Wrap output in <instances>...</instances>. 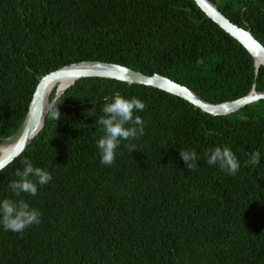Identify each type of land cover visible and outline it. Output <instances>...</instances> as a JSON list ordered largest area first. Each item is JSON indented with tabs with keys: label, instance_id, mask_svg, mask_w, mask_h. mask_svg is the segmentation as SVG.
<instances>
[{
	"label": "trees",
	"instance_id": "obj_1",
	"mask_svg": "<svg viewBox=\"0 0 264 264\" xmlns=\"http://www.w3.org/2000/svg\"><path fill=\"white\" fill-rule=\"evenodd\" d=\"M210 1L264 45V0ZM84 61L157 73L213 104L264 91V65L257 72L195 0H0V144L20 131L42 76ZM64 84L40 133L0 171V201L41 213L23 232L0 224V264H264V100L214 116L148 85L88 77L60 93ZM117 93L145 104L133 113L145 132L105 166L97 121ZM216 147L235 154V175L208 165ZM181 150H195L194 169ZM254 151L260 163L245 166ZM24 159L53 179L15 197Z\"/></svg>",
	"mask_w": 264,
	"mask_h": 264
},
{
	"label": "water",
	"instance_id": "obj_2",
	"mask_svg": "<svg viewBox=\"0 0 264 264\" xmlns=\"http://www.w3.org/2000/svg\"><path fill=\"white\" fill-rule=\"evenodd\" d=\"M195 1L209 18L218 23L226 32L245 46L254 57L256 71L259 72L261 65H264V45L253 36L252 29H246L234 23L210 0ZM68 77L73 78V81L70 84L65 83L60 93H63L81 78H111L130 84H143L159 88L168 93L184 98L195 106L201 108L204 112L210 113L214 116L229 115L254 102L257 103V101L264 100V91H258L254 87L251 92L244 97L213 104L204 100L189 87L157 73L148 75L124 65L102 61H84L68 65L41 77L36 91L33 93L34 96L23 126L18 132L21 133L20 138L11 141L16 136L15 134L0 144V146H5L9 143L16 142L10 151L5 154L0 153V160L4 161L7 166L28 148L44 127L47 115L58 99V97H56L50 101L48 90L58 81ZM47 100L48 104H46ZM16 153H19V155H16ZM12 157L15 158L11 159Z\"/></svg>",
	"mask_w": 264,
	"mask_h": 264
},
{
	"label": "clouds",
	"instance_id": "obj_3",
	"mask_svg": "<svg viewBox=\"0 0 264 264\" xmlns=\"http://www.w3.org/2000/svg\"><path fill=\"white\" fill-rule=\"evenodd\" d=\"M109 98L105 97V101ZM145 104L138 98L130 99L121 96L119 93L111 98V102H106L103 107L104 115L99 118L97 123L103 126L105 135L97 141V147L101 154V163L105 166H111L115 162L116 149L120 146L122 140L132 141L144 135V120L141 116L134 117V111H143ZM53 119L60 118V112L57 107L50 113ZM131 124L132 127H126ZM130 151L138 150L134 144L129 145ZM19 155V153H16ZM208 165H219L230 175H235L240 168V163L235 154L228 147H216L207 154ZM180 157L184 161L188 170L196 167L198 159L195 150L180 151ZM12 157L11 159H14ZM260 152L254 151L250 154V159L245 161V166L249 163L256 166L260 163ZM10 162V161H9ZM23 169H18L15 175L17 180L8 185L11 193L15 197H20L21 193H27L36 196L38 187L50 183L53 179L49 171L40 167H34L31 161L24 159L22 161ZM6 163L0 160V171L6 167ZM41 213L38 209L31 207L23 198L16 200L5 198L0 201V224L6 231L23 232L27 227L41 222Z\"/></svg>",
	"mask_w": 264,
	"mask_h": 264
},
{
	"label": "bare ground",
	"instance_id": "obj_4",
	"mask_svg": "<svg viewBox=\"0 0 264 264\" xmlns=\"http://www.w3.org/2000/svg\"><path fill=\"white\" fill-rule=\"evenodd\" d=\"M61 81H64L65 83L70 84V83L73 81V78H70V77H68V78H64L63 80L58 81L56 84H58V83L61 82ZM56 84H55V85H56ZM55 85H54V86H55ZM64 85H65V84H64ZM54 86H52V87L48 90L49 95L51 94V92H52ZM47 96H48V95H47ZM48 97H49V96H48ZM46 104H48V100H47ZM20 136H21V133L18 134V137H16V140H17L18 138H20ZM13 140H14V139H13ZM15 143H16V142H14V143H9V144H7V145H5V146H0V153H2V154L7 153L8 151H10V150L12 149V147L15 145Z\"/></svg>",
	"mask_w": 264,
	"mask_h": 264
},
{
	"label": "rangeland",
	"instance_id": "obj_5",
	"mask_svg": "<svg viewBox=\"0 0 264 264\" xmlns=\"http://www.w3.org/2000/svg\"><path fill=\"white\" fill-rule=\"evenodd\" d=\"M18 134H19V133H17L16 136H15L13 139H16V137L18 136ZM13 139H12L11 141H14Z\"/></svg>",
	"mask_w": 264,
	"mask_h": 264
}]
</instances>
